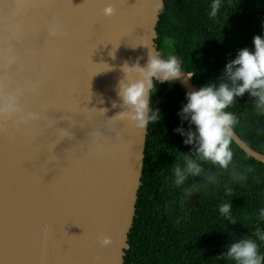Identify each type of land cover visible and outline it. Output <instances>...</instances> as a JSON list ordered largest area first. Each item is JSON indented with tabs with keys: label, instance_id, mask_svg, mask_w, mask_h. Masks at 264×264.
Returning <instances> with one entry per match:
<instances>
[{
	"label": "water",
	"instance_id": "obj_1",
	"mask_svg": "<svg viewBox=\"0 0 264 264\" xmlns=\"http://www.w3.org/2000/svg\"><path fill=\"white\" fill-rule=\"evenodd\" d=\"M162 7L0 0V264H124L148 125L119 114L117 86L125 62L161 55ZM232 140L264 163L234 129Z\"/></svg>",
	"mask_w": 264,
	"mask_h": 264
},
{
	"label": "trees",
	"instance_id": "obj_2",
	"mask_svg": "<svg viewBox=\"0 0 264 264\" xmlns=\"http://www.w3.org/2000/svg\"><path fill=\"white\" fill-rule=\"evenodd\" d=\"M211 0H163L156 24V49L161 56L175 55L184 72H193L199 87L217 83L224 65L237 51L252 47V38L264 34V0H221L216 17H210ZM150 107L158 108L161 118L149 122L145 140L141 184L135 214L128 232L129 249L124 264H235L222 256L230 243L241 238L256 240L264 257V241L257 239V228L264 232V163L248 156L232 140V162L221 169L201 163V176L173 184L172 169L183 164V157L195 158L193 145L184 144L177 126L189 128L178 111L186 91L176 83L155 82ZM254 97L245 92L225 109L237 122L235 132L253 149L264 154V112L253 107ZM243 174L233 179L231 169ZM214 175L216 183L204 180ZM195 187L190 195L186 188ZM225 186L231 193H225ZM230 203V219L218 209ZM264 264V259H262Z\"/></svg>",
	"mask_w": 264,
	"mask_h": 264
},
{
	"label": "clouds",
	"instance_id": "obj_3",
	"mask_svg": "<svg viewBox=\"0 0 264 264\" xmlns=\"http://www.w3.org/2000/svg\"><path fill=\"white\" fill-rule=\"evenodd\" d=\"M159 6V5H158ZM221 7V0H211L210 17H216ZM114 7L108 3L103 8L105 15H111ZM136 62L122 65L125 73L118 82L117 95L120 98L123 111L122 117L135 123V126L145 129L149 122H156L161 118L158 108L150 107V98L155 82H165L177 79L182 74L185 79L192 77L193 72H184L180 61L175 55L162 57L151 49L144 65ZM135 74V75H131ZM247 92L254 97L253 107L264 112V34L252 38V47H244L237 51L235 57L225 63L223 72L217 78V83H206L199 89L185 93V102L178 111L181 121L187 120L189 128L185 130L177 126L173 131L179 133L184 144L193 145L195 158L189 155L183 157V164H176L173 169V184H184L187 177L201 176L203 169L198 161H207L218 165L221 169H228L232 162L233 152L230 148L233 137V126L237 122L236 116L225 111L233 103L235 97ZM115 106V101L113 102ZM233 179H243V174L234 168L230 170ZM204 180L216 183L214 175L204 174ZM196 191L195 187L186 188L185 193L190 195ZM225 193L231 189L225 186ZM230 203H222L219 213L229 222ZM259 216L264 218V208L260 209ZM260 241H264V232L258 228L255 233ZM101 243H108L104 238ZM222 256L231 259L235 264H262V257L258 252L256 240L241 238L230 243Z\"/></svg>",
	"mask_w": 264,
	"mask_h": 264
},
{
	"label": "snow or ice",
	"instance_id": "obj_4",
	"mask_svg": "<svg viewBox=\"0 0 264 264\" xmlns=\"http://www.w3.org/2000/svg\"><path fill=\"white\" fill-rule=\"evenodd\" d=\"M80 5H81V4H80ZM102 70H105V68L101 67V68L99 69V71H102Z\"/></svg>",
	"mask_w": 264,
	"mask_h": 264
}]
</instances>
